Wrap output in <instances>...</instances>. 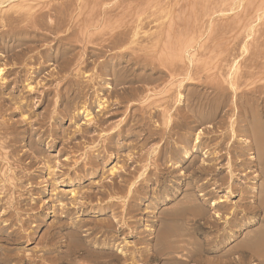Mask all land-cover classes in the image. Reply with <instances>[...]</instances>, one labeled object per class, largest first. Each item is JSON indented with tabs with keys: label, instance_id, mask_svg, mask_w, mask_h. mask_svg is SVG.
I'll use <instances>...</instances> for the list:
<instances>
[{
	"label": "rangeland",
	"instance_id": "374dc122",
	"mask_svg": "<svg viewBox=\"0 0 264 264\" xmlns=\"http://www.w3.org/2000/svg\"><path fill=\"white\" fill-rule=\"evenodd\" d=\"M261 1L0 0V264H264Z\"/></svg>",
	"mask_w": 264,
	"mask_h": 264
},
{
	"label": "bare ground",
	"instance_id": "6f19581e",
	"mask_svg": "<svg viewBox=\"0 0 264 264\" xmlns=\"http://www.w3.org/2000/svg\"><path fill=\"white\" fill-rule=\"evenodd\" d=\"M200 1V0H199ZM242 1V0H241ZM256 1V0H255ZM262 1H264V0H262ZM262 1H261V3H262ZM131 2V1H130ZM191 2V1H190ZM217 2V1H216ZM247 2V1H246ZM260 2V1H259ZM180 3V2H179ZM186 3V2H185ZM125 4V3H124ZM181 4V3H180ZM187 4V3H186ZM199 4V3H198ZM220 4H221V2H220ZM247 4V3H246ZM249 5V4H248ZM262 5V4H261ZM131 6H132V4H131ZM242 6V5H241ZM135 7V6H134ZM184 7V6H183ZM220 7V6H219ZM262 7V6H261ZM131 8V7H130ZM200 8V7H199ZM207 8V7H206ZM222 8V7H221ZM257 8V7H256ZM260 8V7H259ZM182 9V8H181ZM212 9V8H211ZM225 9V8H224ZM231 9V8H230ZM240 9V8H239ZM249 9V8H248ZM216 10H218V9H216ZM233 10V9H232ZM257 10H258V8H257ZM260 10V9H259ZM236 11V10H235ZM251 11V10H250ZM256 11V10H255ZM126 12V11H125ZM197 12V11H196ZM138 13V12H137ZM247 13V12H246ZM257 13V12H256ZM141 14V13H140ZM199 14V13H198ZM217 14V13H216ZM194 15V14H193ZM204 15V14H203ZM244 16V15H243ZM202 17V16H201ZM209 17V16H208ZM251 17V16H250ZM128 18V17H127ZM229 20V19H228ZM230 21V20H229ZM234 21V20H233ZM250 21V20H249ZM258 21V20H257ZM180 22V21H179ZM204 22V21H203ZM238 22V21H237ZM188 23V22H187ZM241 23V22H240ZM249 23V22H248ZM184 24V23H183ZM194 24V23H193ZM222 24V23H221ZM231 24V23H230ZM247 24V23H246ZM245 25V24H244ZM186 26V25H185ZM200 26V25H199ZM223 28V27H222ZM131 29V28H130ZM227 29V28H226ZM196 30V29H195ZM228 30V29H227ZM214 31V30H213ZM218 31V30H217ZM189 32V31H188ZM193 33V32H192ZM201 33V32H200ZM211 33V32H210ZM227 33V32H226ZM201 37V36H200ZM208 38V37H207ZM212 38V37H211ZM223 38V37H222ZM214 39V38H213ZM217 40V39H216ZM135 63V62H134ZM182 68V67H181ZM194 68V67H193ZM236 70V69H235ZM237 70H238V68H237ZM181 71V70H180ZM238 72V71H237ZM159 74V73H158ZM180 75V74H179ZM198 75V74H197ZM234 75V74H233ZM237 78V77H236ZM123 80V79H122ZM238 81V80H237ZM191 82V81H190ZM221 89V88H220ZM219 93V92H218ZM182 98V97H181ZM142 99V98H141ZM146 100V99H145ZM148 100V99H147ZM147 102V101H146ZM132 190V189H131ZM76 238V237H75ZM72 242V241H71ZM76 242V241H75ZM77 243H78V245L80 244L78 241H77ZM76 243V244H77ZM82 243V242H81ZM88 243V242H87ZM76 244H74L73 246L75 247V245ZM84 246H86L84 243H82ZM78 245H76V246H78ZM81 245V244H80ZM91 245V244H90ZM72 246V245H71ZM73 246L72 247H70L69 249L71 250V248H73ZM83 247V246H82ZM90 247V246H89ZM88 247V248H89ZM84 248V247H83ZM74 249H77L76 247L74 248ZM83 250V249H82ZM86 250V249H85ZM72 251V250H71ZM77 251H78V249H77ZM80 251V250H79ZM73 252V251H72ZM75 252V251H74ZM84 252V251H83ZM68 253H69V251H68ZM87 253V252H86ZM89 253V252H88ZM69 254H71V253H69ZM69 254H67V255H69ZM80 254V253H79ZM66 255V256H67ZM73 255V254H72ZM74 256V255H73ZM75 256H77L76 254H75ZM69 258V257H68ZM73 258V257H72ZM71 258V261L74 259V261H75V259H76V257L75 258H73L72 259ZM66 259V258H65ZM4 260V259H3ZM9 260V259H8ZM68 260V259H67ZM69 260H70V258H69ZM78 260V259H77ZM74 261H73V263H74ZM68 262V261H67ZM76 262V261H75Z\"/></svg>",
	"mask_w": 264,
	"mask_h": 264
}]
</instances>
